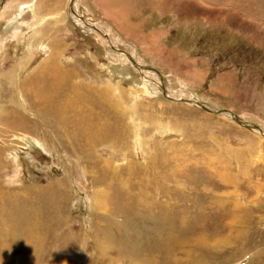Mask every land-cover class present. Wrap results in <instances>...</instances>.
<instances>
[{
    "label": "rangeland",
    "instance_id": "rangeland-1",
    "mask_svg": "<svg viewBox=\"0 0 264 264\" xmlns=\"http://www.w3.org/2000/svg\"><path fill=\"white\" fill-rule=\"evenodd\" d=\"M0 264H264V0H0Z\"/></svg>",
    "mask_w": 264,
    "mask_h": 264
},
{
    "label": "water",
    "instance_id": "water-1",
    "mask_svg": "<svg viewBox=\"0 0 264 264\" xmlns=\"http://www.w3.org/2000/svg\"><path fill=\"white\" fill-rule=\"evenodd\" d=\"M74 14H75V16H77L78 18H80L82 21H85L82 17H80V16H78L75 12H73ZM91 27V26H90ZM93 28V27H92ZM128 57H129V59L131 60V62H132V64L137 68V69H141V66L131 57V56H129L128 55ZM140 71V70H139ZM179 101H184V100H179ZM186 102H188V103H191L190 102V100H186ZM192 104V103H191ZM197 106H200V103L199 102H197ZM202 108H204L203 106H201ZM234 118H236V120H238L237 119V117L234 115ZM259 130H261V129H259Z\"/></svg>",
    "mask_w": 264,
    "mask_h": 264
},
{
    "label": "bare ground",
    "instance_id": "bare-ground-1",
    "mask_svg": "<svg viewBox=\"0 0 264 264\" xmlns=\"http://www.w3.org/2000/svg\"><path fill=\"white\" fill-rule=\"evenodd\" d=\"M78 16H79V15H78ZM76 17H77V16H76ZM77 18H78V17H77ZM83 23H84L86 26H89V27L91 26V27H93V28H94V29L92 28L93 30H95V31H99V32H100V30H99L98 28H96L95 26H93L92 24H89V23H86V22H83ZM109 40H110V39H109ZM110 46H111V43H110ZM111 48H112V47H111ZM57 79H58V78L56 77L55 80H57ZM190 102H191L192 104H196V105H198V104H197L198 101H196V100H190ZM200 106H202V105L200 104ZM195 259H196V258H195Z\"/></svg>",
    "mask_w": 264,
    "mask_h": 264
}]
</instances>
